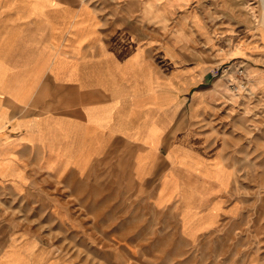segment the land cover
Masks as SVG:
<instances>
[{
	"label": "rangeland",
	"instance_id": "rangeland-1",
	"mask_svg": "<svg viewBox=\"0 0 264 264\" xmlns=\"http://www.w3.org/2000/svg\"><path fill=\"white\" fill-rule=\"evenodd\" d=\"M137 4L141 39H158L146 57L175 90L160 168L138 182L129 159L113 154L2 190L0 231L18 247L10 243L8 264H264L261 1ZM176 135L186 143L169 147Z\"/></svg>",
	"mask_w": 264,
	"mask_h": 264
},
{
	"label": "crops",
	"instance_id": "crops-1",
	"mask_svg": "<svg viewBox=\"0 0 264 264\" xmlns=\"http://www.w3.org/2000/svg\"><path fill=\"white\" fill-rule=\"evenodd\" d=\"M109 1L101 11L88 0H0V192L113 154L129 159L138 182L160 168L175 90L146 57L158 39H141L133 17L139 2L167 10L189 0ZM178 135L169 147L186 143ZM10 243L18 248L17 235L0 231V264Z\"/></svg>",
	"mask_w": 264,
	"mask_h": 264
},
{
	"label": "bare ground",
	"instance_id": "bare-ground-1",
	"mask_svg": "<svg viewBox=\"0 0 264 264\" xmlns=\"http://www.w3.org/2000/svg\"><path fill=\"white\" fill-rule=\"evenodd\" d=\"M261 1V7L263 9V19H264V0H260Z\"/></svg>",
	"mask_w": 264,
	"mask_h": 264
}]
</instances>
